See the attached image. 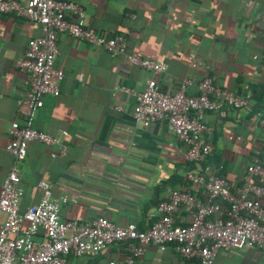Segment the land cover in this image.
I'll return each instance as SVG.
<instances>
[{
    "label": "crops",
    "instance_id": "obj_1",
    "mask_svg": "<svg viewBox=\"0 0 264 264\" xmlns=\"http://www.w3.org/2000/svg\"><path fill=\"white\" fill-rule=\"evenodd\" d=\"M69 1L84 8L87 27L125 35L128 49L164 61L167 68L152 73L120 55L57 33L54 66L63 73L59 94L42 97L33 125L52 136L66 131L61 136L65 150L61 154L58 144L28 142L18 165L23 190L19 211L39 202L38 182L43 181L53 196H67L61 219L89 222L102 216L117 226L132 222L146 229L157 217V203L170 189L191 188L189 172L216 173L232 187L239 185L249 154L264 140V123L258 116V107L264 106V0ZM39 35V24L0 15V184L12 162L5 148L7 129L12 121H22L25 74L16 60L23 56L27 41ZM205 76L215 87L245 96L249 105L235 109L224 103L205 112L201 140L211 151L197 161L185 159L186 146L165 118L146 126L136 122L134 97L119 89L138 91L152 80L162 92L174 93L181 80L190 78L193 83L186 93L195 94L196 82ZM209 96L216 99L214 93ZM252 107L258 110L254 117ZM260 154L264 162V152ZM196 193L205 198L202 188ZM174 215L176 223H188L184 209ZM128 248L119 242L95 255L69 254L67 264H104L123 259ZM141 248V264H199L181 257L170 245L164 250L152 243ZM213 264H264V249L220 250Z\"/></svg>",
    "mask_w": 264,
    "mask_h": 264
},
{
    "label": "built area",
    "instance_id": "obj_2",
    "mask_svg": "<svg viewBox=\"0 0 264 264\" xmlns=\"http://www.w3.org/2000/svg\"><path fill=\"white\" fill-rule=\"evenodd\" d=\"M6 14L39 24L41 35L29 39L23 56L16 60V67L25 74V92L20 109L22 121H12L7 129L5 148L12 162L0 184V264H67L69 254L95 255L119 242L129 245L128 254L104 264H141V245L149 243L159 250L170 245L181 257L195 259L199 264H213L220 250L264 249V162L259 156L264 152V140L246 166L239 185L232 187L216 173L189 172L187 180L191 188L170 189L157 203V217L146 229H139L132 222L117 226L102 216L89 222L61 219L60 208L68 201L67 196H53L43 181L38 182L42 189L39 202L20 212L23 190L18 165L26 156L28 142L58 144L61 154L65 150L61 136L66 131L52 136L33 125L42 97L59 94L63 73L54 66L58 54L56 34L66 33L152 73L164 72L167 63L143 58L128 49L125 35L90 29L85 23L84 8L73 1L0 0V15ZM187 62L192 67L197 65L190 57ZM192 83L190 78L181 80L174 93L162 92L152 80H147L138 91L119 87L135 99L132 116L136 122L146 126L155 120H167L173 134L186 146L187 161L202 160L211 151L210 145L201 140L206 130L203 122L206 111L217 110L224 103L235 109L249 105L245 96L215 87L208 76L196 82L195 94H187L186 89ZM212 93L215 100L209 96ZM199 188L205 192L203 200L196 193ZM181 208L189 215L185 225L174 220V214Z\"/></svg>",
    "mask_w": 264,
    "mask_h": 264
},
{
    "label": "trees",
    "instance_id": "obj_3",
    "mask_svg": "<svg viewBox=\"0 0 264 264\" xmlns=\"http://www.w3.org/2000/svg\"><path fill=\"white\" fill-rule=\"evenodd\" d=\"M260 108V109H259ZM258 109L261 111L260 113H261V115H258L257 114V112H258V110L256 109V108H254V107H252L251 109H250V111H251V115H252V117H254V116H256V115H258L259 116V119L264 123V106L261 108V107H258ZM264 126V125H263ZM262 142L263 141H259V146L257 145V147L254 149V153H250L249 154V158H250V161L252 160V158H253V156H255V151L256 150H260V148H261V145H262ZM260 156V158H262L261 157V154L259 155ZM248 158V159H249ZM250 163V162H249ZM249 163H247L246 165H245V170H246V166L249 164Z\"/></svg>",
    "mask_w": 264,
    "mask_h": 264
},
{
    "label": "water",
    "instance_id": "obj_4",
    "mask_svg": "<svg viewBox=\"0 0 264 264\" xmlns=\"http://www.w3.org/2000/svg\"><path fill=\"white\" fill-rule=\"evenodd\" d=\"M165 121L167 122V120L165 119Z\"/></svg>",
    "mask_w": 264,
    "mask_h": 264
}]
</instances>
